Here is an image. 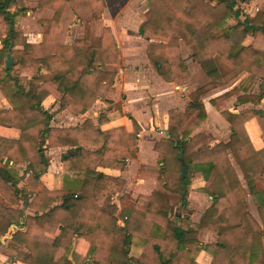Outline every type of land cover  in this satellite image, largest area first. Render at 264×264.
Listing matches in <instances>:
<instances>
[{"label": "trees", "instance_id": "trees-1", "mask_svg": "<svg viewBox=\"0 0 264 264\" xmlns=\"http://www.w3.org/2000/svg\"><path fill=\"white\" fill-rule=\"evenodd\" d=\"M148 2L147 19L140 25L139 34L148 40L167 42H177L188 34L197 47L195 59L211 82L190 96V107L195 112L191 127L183 128V119L171 116L168 138L154 145L165 180L160 188L145 197L142 205L123 194L118 198V208L110 192L115 187L121 189L122 180L107 176L96 167L112 165L123 169L126 160L137 152L138 128L123 139L113 131L91 128L88 121L70 128L51 127L53 114L42 107L44 99L53 95L62 108L83 113L111 85L115 73L100 68L119 64L111 31L105 28L96 45H90L88 38L90 27L101 15L104 0H38L39 7H49L55 12L46 21L49 28L42 36L39 56L15 27L26 11L25 0H0V17L7 33L0 48V91L11 106L0 109V124L22 127L18 140L0 137V237L12 223L24 228L16 231L11 240L26 249L23 259L28 264H140L130 255V247L137 241L153 247L157 253L153 264H198L196 256L201 250L212 255L211 264H264V186L259 185V181L264 183V150L254 149L244 128L245 121L254 117L264 138V111L245 109L237 114L223 111L231 127L227 142L213 146L190 142L205 138L200 133L190 135L195 125L206 118L200 97L208 89L227 85L244 72L251 76L258 73L259 91L241 100L257 103L263 98L264 65L258 59L264 55V9L253 18L242 20L238 19L240 11L233 9L234 0ZM77 13L84 23L85 34L72 45L64 44L61 35ZM172 13H176L177 20L172 32L166 34L162 23ZM232 14L236 23L228 25L227 19ZM248 35L253 40L244 46ZM11 43H21L23 47L10 48ZM7 48L12 60L10 69L4 64ZM167 48L168 45L156 42L147 48L151 64L164 79H167L164 70L170 65ZM217 57L225 59L231 68L220 71ZM31 67H43L48 73L30 79L14 75ZM43 141H48L49 146H71L62 155V163L73 176L65 175L59 190L45 187L37 190L39 176L48 167ZM180 150L188 169L193 167L202 173L205 183L201 190L213 198L198 227L213 224L218 235L215 243H201L196 229L182 228L176 215L173 217L176 207L187 204L190 188L189 177L180 176ZM171 160L179 164L176 172H171L174 168ZM22 163L26 167L19 174L18 165ZM27 173L28 189H20L18 184ZM5 186L11 190L10 194ZM248 194L255 202L259 221L247 210ZM20 199L35 211L34 215H24L23 211L6 206ZM58 225H62L61 230L55 237H48L47 234L56 233ZM74 235L87 240L89 248L86 256L72 252L69 259Z\"/></svg>", "mask_w": 264, "mask_h": 264}, {"label": "crops", "instance_id": "crops-1", "mask_svg": "<svg viewBox=\"0 0 264 264\" xmlns=\"http://www.w3.org/2000/svg\"><path fill=\"white\" fill-rule=\"evenodd\" d=\"M234 1L235 7L233 9L240 11L238 19L253 18L258 11L264 9V0ZM25 7L26 11L15 27L25 37L26 42L32 46L35 55L39 56L42 36L49 28L46 21L51 20L55 12L49 7H39L38 0H25ZM149 8L148 0H104L100 17L90 27L89 44L96 45L103 35L104 29L108 28L117 45L119 64L100 67L102 70L114 72L115 75L111 85L107 90H103V96L96 98L85 112L75 114V112L62 108L59 100L53 95H49L42 102V107L53 114L50 121L51 127L70 128L88 121L89 124L87 125L91 128L102 132L113 131L115 136L123 139L127 138V134L131 133L134 128H138L136 134L137 152L133 158L126 160L123 169H118L112 165L96 167L97 171L122 180V188L115 187L110 192L111 199L118 208V198L123 194L128 195L131 201L142 205L145 197L150 196L155 189L160 188L161 182L165 180L164 175L160 172L159 153L154 149V145L164 142L163 140L168 138L165 131H168L169 125L173 123L170 119L171 116H180L183 119V128L191 127V121L187 123L188 120L183 113L186 107L191 105L190 96L196 89L211 82L195 59L197 47L188 34L183 38L180 37L177 42L148 40L139 34V27L146 21ZM71 18L65 33L61 35L63 43L67 45L74 44L78 37L85 34L80 13L73 14ZM1 20L3 26L0 25V33L3 31V35L0 34V48L3 47V38L7 34L4 21L0 17ZM236 20L232 14L227 19V24L233 25ZM174 21L175 15L173 14L167 27L162 29L163 32L170 34ZM252 40L253 37L248 35L243 41V45H249ZM153 42L168 45L167 52L170 56V65L164 70L167 79H164L156 71L148 58L147 48ZM22 47L21 43H11L10 45V48L14 49H21ZM7 52H9V48L6 49V54ZM258 62L264 65V55L258 59ZM217 63L222 72L231 68L225 59L217 57ZM47 73L43 67H31L19 75L30 79L35 75H46ZM260 83V74L256 73L255 76H251L250 73L244 72L227 85H218L204 92L200 98L205 107L206 118L195 125L190 136L197 133L202 134L205 139L200 142H205L207 146H213L218 142H227L231 135V127L223 117V111H230L234 114L245 109L264 111V96L257 103L252 100H241V97L256 94L259 91ZM10 108L9 102L0 91V109ZM244 128L254 149L264 150V138L261 136L262 131L257 120L254 117L248 119L244 123ZM214 130L224 137L210 141L215 137ZM21 134L22 127L19 125L0 124V137L18 140ZM47 142L43 141V149L48 167L39 176L37 190L44 187L50 190H59L63 187L64 176H73V173L65 169L62 163V155L71 146H49ZM84 147L89 150L95 149ZM229 157L230 161L234 162L231 154ZM18 167L19 174H22L26 163L19 164ZM235 170L246 189L240 171ZM187 176L190 179L187 204L176 207L173 216L176 215L177 222L182 228L192 227L196 229L201 243H215L218 235L213 224L198 227L201 216L211 206L213 198L201 190L205 181L200 171L195 170ZM27 178L28 173L18 184L20 189H28ZM259 185L264 186V183L259 181ZM4 189L8 194L11 193L8 187L5 186ZM246 202L249 213L259 221L255 202L249 194L246 197ZM6 206L21 210L24 215L35 214V211L25 206L21 199L17 203L8 202ZM61 228L62 225H58L56 233L54 235L47 234V236L55 237ZM18 230L23 231L24 228H20L19 224L12 223L8 232L0 237V264H28L23 259L26 249L12 243L11 240L13 234ZM88 248L87 240L79 235H74L68 258L71 259L70 254L72 252L86 256ZM130 255L137 258L140 264H153L157 257V253L151 245H144L139 241L130 247ZM196 262L198 264H211L212 255L201 250L196 256Z\"/></svg>", "mask_w": 264, "mask_h": 264}, {"label": "rangeland", "instance_id": "rangeland-1", "mask_svg": "<svg viewBox=\"0 0 264 264\" xmlns=\"http://www.w3.org/2000/svg\"><path fill=\"white\" fill-rule=\"evenodd\" d=\"M239 3L237 2V5H238ZM184 7H186V5H184ZM187 8H188V6H187ZM241 10V9H240ZM242 11H243V9H242ZM175 15V21H174V23H173V25H172V30H173V28H174V25H175V23H176V20H177V15H176V13H172V14H170L169 15V17H167L166 18V20L162 23V29L163 28H165V27H167V25L169 24L168 23V21H169V19H171V15ZM0 25H2L3 26V22H2V20L0 21ZM2 32L3 31H1V33L0 34H2ZM3 35V34H2ZM20 74V72H16V73H14V75H16V76H18ZM19 76H21V77H23V78H27V77H25V76H23V75H19ZM28 79V78H27ZM183 113H185V115H186V119L188 120V122L187 123H189L190 121H191V124H192V119H193V116H194V114H195V112L191 109V107H189V106H187L186 107V109H185V112H183ZM214 135H215V137H213L212 139H210V141H214L215 139H222L224 136L223 135H221V133H219V132H217V131H215L214 130ZM203 139H205L204 137H201V138H199L198 140L196 139L195 141H190V142H200L201 140H203ZM205 146H207V145H205ZM193 160H194V158H193ZM171 162L173 163V165H174V168L172 169V171L171 172H176L177 170H178V166H177V164H178V162L177 161H173V160H171ZM169 163V164H172V163ZM231 164L233 165V166H235V169H237V170H239V168L236 166V163L235 162H231ZM179 165V164H178ZM193 171H195V169L192 167V168H190V169H188L187 170V174H191ZM169 172V171H168ZM174 217V216H173ZM176 217V216H175Z\"/></svg>", "mask_w": 264, "mask_h": 264}, {"label": "water", "instance_id": "water-1", "mask_svg": "<svg viewBox=\"0 0 264 264\" xmlns=\"http://www.w3.org/2000/svg\"><path fill=\"white\" fill-rule=\"evenodd\" d=\"M5 68L6 69L11 68V56H10L9 52H7V54H6ZM165 133L168 134V131H165ZM178 157H179V160L182 164V167L180 169V176L182 178H185V177H187L188 164L184 161L183 157L181 156V150L179 151Z\"/></svg>", "mask_w": 264, "mask_h": 264}]
</instances>
